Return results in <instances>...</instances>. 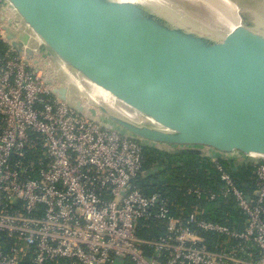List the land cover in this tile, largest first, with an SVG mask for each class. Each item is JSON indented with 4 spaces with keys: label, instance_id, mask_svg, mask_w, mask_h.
I'll return each mask as SVG.
<instances>
[{
    "label": "built area",
    "instance_id": "2783aa9c",
    "mask_svg": "<svg viewBox=\"0 0 264 264\" xmlns=\"http://www.w3.org/2000/svg\"><path fill=\"white\" fill-rule=\"evenodd\" d=\"M23 33L19 50L12 41ZM64 68L14 5L0 0V264H264V160L243 153L240 165H253L254 177L245 192L229 152L201 155L220 182L188 189L198 200L230 198L241 228L201 217L198 202L184 216L170 214L159 193L133 183L142 147L155 145L99 110L92 115L79 95L61 98L62 86L75 92ZM151 217L164 231L140 239L136 223Z\"/></svg>",
    "mask_w": 264,
    "mask_h": 264
},
{
    "label": "water",
    "instance_id": "95a60500",
    "mask_svg": "<svg viewBox=\"0 0 264 264\" xmlns=\"http://www.w3.org/2000/svg\"><path fill=\"white\" fill-rule=\"evenodd\" d=\"M9 1L67 70L74 71L75 63L64 48L127 87L122 98L153 123L129 120L97 102L96 108L123 130L172 152L210 156L237 150L264 157V138L190 128L147 109L151 100L180 111L264 124L263 25L242 16L227 28L194 2ZM18 39L12 45L21 50L28 36L19 34ZM55 91L68 101L78 95L65 86ZM74 104L82 108L78 99ZM96 108L90 107L92 115Z\"/></svg>",
    "mask_w": 264,
    "mask_h": 264
},
{
    "label": "trees",
    "instance_id": "16d2710c",
    "mask_svg": "<svg viewBox=\"0 0 264 264\" xmlns=\"http://www.w3.org/2000/svg\"><path fill=\"white\" fill-rule=\"evenodd\" d=\"M142 155L141 170L133 183L146 195L159 193L165 199L170 214L184 216L198 202L203 208L201 217L235 228L243 226V215L230 198L198 200L193 192L188 191L195 187L217 188L220 178L211 160L193 152H172L149 145L142 147ZM252 170L253 165L246 164L233 172L239 187L245 192L254 188ZM163 231L162 221L153 217L140 218L135 227L136 235L144 240L157 239ZM206 244L213 249L207 240ZM145 251L150 249L145 247ZM63 260L59 259L57 264Z\"/></svg>",
    "mask_w": 264,
    "mask_h": 264
},
{
    "label": "bare ground",
    "instance_id": "6f19581e",
    "mask_svg": "<svg viewBox=\"0 0 264 264\" xmlns=\"http://www.w3.org/2000/svg\"><path fill=\"white\" fill-rule=\"evenodd\" d=\"M174 3H201L212 12L220 24L231 28L238 22V17L247 18L250 21L264 26V0H168ZM250 15H248V13ZM65 55L74 59V71H69L68 81L72 89L82 95L84 108L94 106L97 102L106 103L111 110L126 117L129 120L153 123L145 114L139 112L133 104L122 98V83L110 78L93 65L86 62L82 57L76 55L68 48H64ZM59 70L60 66L58 67ZM74 72V73H73ZM66 78V77H65ZM148 111L165 114L170 122L183 124L190 128H200L221 134L233 136H246L250 138H264V124H253L248 122L233 121L226 118L214 117L197 112L180 111L167 108L154 101L148 100ZM98 110V108H96ZM97 112V111H96ZM99 112V111H98ZM100 113V112H99ZM101 114V113H100ZM252 155H261L252 152Z\"/></svg>",
    "mask_w": 264,
    "mask_h": 264
},
{
    "label": "rangeland",
    "instance_id": "374dc122",
    "mask_svg": "<svg viewBox=\"0 0 264 264\" xmlns=\"http://www.w3.org/2000/svg\"><path fill=\"white\" fill-rule=\"evenodd\" d=\"M70 82V81H69ZM71 83V82H70ZM122 88H125V87H122ZM78 94V93H77ZM79 96H82V95H80V94H78ZM237 153H231V152H229V153H227L226 154V156L228 157V158H230V160H232V162H234L233 164H232V172H234L237 168H240V167H242V166H244V165H240L241 163V161L242 160H246V159H248V156L247 155H243V153L242 152H240V151H236ZM232 154H234V155H232ZM245 154V153H244ZM229 155H231L232 157H230ZM250 158H251V160L252 161H256V162H260V161H263L264 160V157L263 156H256V155H254V156H249Z\"/></svg>",
    "mask_w": 264,
    "mask_h": 264
}]
</instances>
